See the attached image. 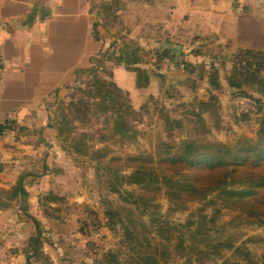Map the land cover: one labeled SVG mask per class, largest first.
I'll list each match as a JSON object with an SVG mask.
<instances>
[{
	"label": "rangeland",
	"instance_id": "rangeland-1",
	"mask_svg": "<svg viewBox=\"0 0 264 264\" xmlns=\"http://www.w3.org/2000/svg\"><path fill=\"white\" fill-rule=\"evenodd\" d=\"M81 1L24 26L10 40L25 41V51L0 61V264H264V207L256 208L264 181L241 203L220 192L177 201L167 180L187 169L160 160L184 142L234 147L264 133V27L239 20L236 29L186 32L173 50L163 33L129 31L130 19L135 28L157 21L156 0H87L88 11ZM31 31L44 40L30 51ZM107 89L131 106L137 132L108 139L110 157L148 156L157 186L111 188L106 173L78 156L79 133L93 136L86 145L94 150L111 134L115 116L106 127L85 94ZM63 121L77 130L70 135ZM252 174L264 176V167L245 169Z\"/></svg>",
	"mask_w": 264,
	"mask_h": 264
},
{
	"label": "trees",
	"instance_id": "trees-1",
	"mask_svg": "<svg viewBox=\"0 0 264 264\" xmlns=\"http://www.w3.org/2000/svg\"><path fill=\"white\" fill-rule=\"evenodd\" d=\"M105 95H100L97 91L86 90L85 94L92 101L94 108V115L104 116V124L106 127L110 126L109 116H115L111 123V134L104 135L103 140L105 145L100 149L87 147L86 142L91 141L93 136L89 132L79 133L72 142L80 143L77 145L78 156L85 158L88 157L97 167L98 173H106L109 177V185L111 188L118 189L119 185L124 184H139L146 186V184L156 183L158 185L157 178L160 176H153L148 170L150 158L148 156H113L110 154L113 152L109 146L108 139L115 137L120 140H129L137 136V132L133 131L130 127L127 117L133 113V109L130 105H125L123 97L116 91L107 89ZM99 97V102H96V98ZM91 109L86 108L85 113L91 112ZM81 110H76L75 117H80ZM67 115L63 113V118ZM74 117V118H75ZM71 121H63L62 127L72 135L77 127H70ZM86 120L82 125H85ZM132 132V136L128 137L127 133ZM181 150V151H180ZM180 150L175 154L162 157L160 160L164 162L161 166H175L182 165L187 169L184 172H180V178L168 179V191L167 194L174 200L186 201L190 199H205L214 192L224 193L227 196H234L235 202L241 203L245 200L243 194H256L260 188V183L264 181V176L257 177L256 174L250 176L245 175V169L250 168L255 172L264 167V133L261 132L256 143L251 141H243L234 147H229L223 144H208L205 148L196 144L193 141L184 142L180 146ZM110 157V158H109ZM110 161V162H109ZM125 161L129 163L127 168H133L130 175H123ZM107 170V172L102 171ZM109 170V171H108ZM236 173H240L239 177L228 181L229 177ZM192 176V178H191ZM251 182L245 188L242 185L245 182ZM22 183V178L19 184ZM238 184L240 186L235 187ZM155 186V187H156ZM263 201L256 202V208L264 207ZM108 216V215H107ZM118 217L117 213L110 214L109 226L111 230L116 229V225L113 224L111 219ZM120 220V219H119ZM114 254V259L118 263L119 252L111 251ZM109 258V257H108ZM120 262V261H119ZM127 262V261H125ZM127 264H129L127 262Z\"/></svg>",
	"mask_w": 264,
	"mask_h": 264
},
{
	"label": "crops",
	"instance_id": "crops-1",
	"mask_svg": "<svg viewBox=\"0 0 264 264\" xmlns=\"http://www.w3.org/2000/svg\"><path fill=\"white\" fill-rule=\"evenodd\" d=\"M70 4H73L70 0H0V61L7 60L10 52L25 51V44H23L25 41L20 42L17 38L13 39L12 43L10 40L18 37L20 32L24 34L25 29H22L24 26L30 27L31 21L36 23V20L43 16V12H63L62 9ZM87 5V0H82L81 11H88ZM151 8L155 12L154 15L158 13L157 21L146 20L145 28L142 26L135 28L133 22H137V19H130L129 31L140 33L146 30V35H152L155 32L157 36L163 33L165 38H169L166 44L167 49L174 50V47L179 46L178 44L186 43L183 39L186 32L204 35L213 29L220 30L224 27L236 29L235 22L239 20L244 26L249 23L257 24L259 33L264 27V0H156ZM64 12L67 11L64 10ZM30 35L27 36V39H30L27 48L31 51L33 47H36L34 45L42 43L44 38H39L37 34L34 36L32 31ZM14 43L20 46L16 47ZM119 82L121 86L126 87L127 82L124 77H120Z\"/></svg>",
	"mask_w": 264,
	"mask_h": 264
}]
</instances>
